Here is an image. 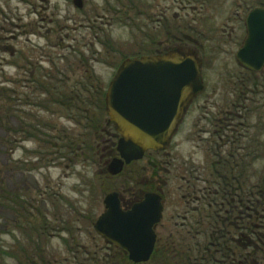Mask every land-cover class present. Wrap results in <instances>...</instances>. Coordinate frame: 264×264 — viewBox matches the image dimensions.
I'll return each instance as SVG.
<instances>
[{
  "label": "rangeland",
  "instance_id": "obj_1",
  "mask_svg": "<svg viewBox=\"0 0 264 264\" xmlns=\"http://www.w3.org/2000/svg\"><path fill=\"white\" fill-rule=\"evenodd\" d=\"M69 1L0 0V114L7 118L8 108H15L19 112L18 118L4 119V123L13 127H18L23 122L28 125L29 116H34V122L43 127L52 140L55 136H63L64 133L68 138L80 140L92 149V152L83 150L79 142V147L75 149L77 152L64 158L56 157L52 155L55 153H51L47 146L37 140L21 141L20 135L14 137L7 132L2 133L14 142L0 155V159L7 164L1 176L6 181V190L14 199L19 200L20 204L17 208L18 214L0 209V248L16 255L20 252V247L40 248L51 264H91L90 255L97 254L99 259H102L105 247L102 239L94 232L93 225L104 211L103 200L108 194L119 191L124 178L111 180L107 179L106 175L99 174V157L104 136L102 130L111 132L110 128L104 126L99 133L95 131L91 134L89 130L84 129L86 123L80 114L74 115L69 109L55 106L49 95L38 88L43 84L55 86L62 95L69 96L70 90L79 89L78 86L86 83L85 66H77L79 57L88 60L94 57L102 61L100 54L95 53L102 51L100 42L103 39L99 42L93 38L92 32L86 30L87 23L83 21V14L70 5ZM235 1L211 2L217 4L213 11L206 5V15L209 18L204 17L199 25L207 35L205 40L200 39L207 48L213 43L209 41V37L214 40L220 36L224 19L233 9ZM90 2L95 5L97 0ZM169 7L171 19L172 13L178 9L171 4ZM85 8L87 12L88 8ZM178 13L182 16L183 11ZM190 17L194 18V15L190 14ZM93 19L96 18L90 16V25L93 24ZM94 24L98 25L97 22ZM188 34L196 36L192 32ZM105 36L109 37L112 44L110 56L114 58V62L107 61L103 65L89 63L104 97L122 59L113 51L121 50L122 54L126 55L130 48H126L125 43L131 42L129 39L135 35L116 28L106 32ZM220 56L222 58L223 55ZM221 58H214L212 63L208 64L203 81L204 90L172 140L168 149L173 165L171 170H174V166L181 169L194 166L200 169L201 177L204 178L210 163L214 161L207 152V145L202 142L208 137L203 132L210 131L204 122V116L207 113L210 115L216 106L227 105L236 100L237 93L240 94V81L228 80L230 74L238 72L235 64L230 59ZM251 97L254 101L249 104L255 106L252 108H261L264 105V87L257 88V93ZM196 104L199 108L195 107ZM105 120L106 117L104 122ZM249 125L247 143L250 154L256 158L249 169L257 177L253 179V182H256L258 175L264 172V130L259 136L258 131L261 130L256 128L258 125H264L263 108L252 114ZM251 142L257 143L258 149L251 147ZM137 165L145 166V163L143 161ZM183 174L182 171L175 170L169 177L162 175V178L168 179V211L164 219V229L158 227L157 237H164L166 233L176 236L175 232L182 222L175 214L181 216L185 210L182 199L185 185L180 180ZM171 215H174L173 219ZM42 223L45 226L43 234L31 229L35 225L38 230ZM22 228L25 230L22 231ZM2 261L3 264H19L16 259L5 256L0 258V262ZM100 264L104 262L101 261Z\"/></svg>",
  "mask_w": 264,
  "mask_h": 264
},
{
  "label": "flooded vegetation",
  "instance_id": "obj_2",
  "mask_svg": "<svg viewBox=\"0 0 264 264\" xmlns=\"http://www.w3.org/2000/svg\"><path fill=\"white\" fill-rule=\"evenodd\" d=\"M41 1L44 2V0ZM211 2L217 3L219 0H171V3L170 0H97L95 5L90 0H70L69 4L83 14V21L89 26L85 25L86 30L92 32L93 38L99 42L103 39L100 42L102 51L95 53L100 54V60L102 61H98L94 57L89 58L90 60L82 56L79 57L77 66H85L86 83L78 86L79 89L70 90V93L74 96L104 95L97 84L98 79L94 78L89 63L90 65L96 63L103 65L107 61L114 62V58L110 56L112 44L109 41V37L105 36V34L116 28L132 32L135 36L129 39L131 42L125 43L126 48H130V50H127L129 52L126 55L122 54L121 50L113 51L114 54L119 55L122 59L119 61L112 79L123 61L142 56L164 55L172 51L193 55L200 64L202 81H204L207 66L212 63V59L221 58L220 55H223L221 59L226 58L223 60L230 59L235 64L238 72L230 74L228 80L235 79L240 81V94L237 93L238 98L229 104L216 106V109L214 108L210 115L208 113L205 114L204 122L207 123L210 131H202L208 135L202 142L212 144V148L209 151L214 161L209 165L208 175L211 176L212 173H215V163L229 159L230 166L228 168L231 179L230 183H228L231 194L229 201L232 204L231 212H237L238 206H247L250 185L255 186V183H257L258 192L263 191L262 177L264 172L262 171L263 173L258 175L257 181L255 182L254 180L253 182V179L257 177L249 169L247 142L249 139L250 117L254 112L257 113L261 108L264 109V105L261 108L259 106L252 108L255 106L249 104L254 101L251 95L257 93V88L260 86L264 87V62L259 69H252L246 63H258V58L264 55V16L261 14L264 13V0H236L233 4V9L224 19L225 23L220 29V36L215 37L214 40L209 37V41L213 43L207 48L200 40L201 38L205 40L207 35L203 33L199 24L204 17L209 18L206 15L207 4L210 7V11L216 8L215 5L217 4L212 3V5ZM76 3L81 4L80 9L76 7ZM169 4L178 9L172 13L171 19H169ZM85 7L88 8L87 12H85ZM179 11H183L182 16L179 15ZM190 14L194 15V18H191ZM90 16L96 18L95 20L93 19L92 25L89 24ZM95 22L98 23L97 26H95ZM211 30L212 28L209 32ZM190 32L196 34V36L192 37L188 34ZM135 37H139V39ZM245 48L244 61H240L238 53ZM224 63H227V61ZM94 82L95 84H93ZM41 91L47 94V91ZM55 92L62 93L58 90ZM200 94L189 105L181 123H183L187 113ZM195 107L199 108V105L196 104ZM105 127L110 128L111 132H106L105 129L102 130V136H104L102 137L103 146L99 157V162L101 163L99 174L101 176L106 175L107 179L111 180L120 177L124 178L119 191L116 192L123 211L129 210L134 203L141 202L147 194H157L160 197L162 218L155 228L156 242L154 251L160 247L162 252L166 254L172 235L166 233L164 237H157V229L165 226L164 219L168 211L166 208L168 204L166 198L168 194V179L162 178V175L169 177L175 170L184 173L181 175L180 180L185 185V194L182 196L185 210L181 216L175 214V217L182 219L179 227L183 226L190 213L196 214L199 211L204 195L211 193V189L208 187V180L202 178L200 169L194 166L182 169L174 166V170H171L173 165L171 164L170 152H168L171 143L165 151H148L142 159L124 165L118 175H110L108 173L110 162L119 157L116 151L118 135L114 131V126L107 124V120H105ZM256 128L261 130L258 131L260 136L262 130H264V125L262 127L258 125ZM143 161L145 166L139 167L137 164ZM201 184L203 186L200 187ZM173 212L174 209H172ZM173 218L174 215H171V219ZM176 226L177 224H175ZM101 239L105 244L104 255L109 256L115 252H121L126 255L122 248L110 244L103 238Z\"/></svg>",
  "mask_w": 264,
  "mask_h": 264
},
{
  "label": "water",
  "instance_id": "obj_3",
  "mask_svg": "<svg viewBox=\"0 0 264 264\" xmlns=\"http://www.w3.org/2000/svg\"><path fill=\"white\" fill-rule=\"evenodd\" d=\"M76 4L80 9L81 4ZM245 53L246 48L239 51L240 61ZM258 60L246 64L259 69L264 55ZM203 89L200 64L193 55L172 51L123 61L104 99L107 124L118 134L119 157L110 162L108 173L118 175L124 165L142 159L147 151H165L189 105ZM103 205L105 210L93 225L95 233L122 248L130 262H148L156 241L155 228L162 218L160 197L147 194L123 211L118 194L111 193Z\"/></svg>",
  "mask_w": 264,
  "mask_h": 264
},
{
  "label": "trees",
  "instance_id": "obj_4",
  "mask_svg": "<svg viewBox=\"0 0 264 264\" xmlns=\"http://www.w3.org/2000/svg\"><path fill=\"white\" fill-rule=\"evenodd\" d=\"M43 85L38 88L47 91L52 104L69 109L68 111L73 112L74 115L80 114L86 123L84 129L89 130L91 134L95 131L99 133L101 127L105 126L104 95L95 97L64 96L56 94L55 86ZM18 113L15 108H8L6 116L8 119L0 114V155L8 145L11 146L14 142V140L7 139L5 134L3 136V132L14 135V137L20 135L21 141L37 140L38 143L47 146L51 153H55L52 155H56V157L64 158L66 155L77 152L75 149L79 147L80 140L68 138L64 133L63 136H55L52 140L44 128L34 122V116H29L28 125L23 122L18 127H13L4 123V119L18 118ZM80 144L83 146V150H90L88 144L82 142ZM206 145L207 152L210 154L209 149L212 148V144L206 143ZM251 145L257 149L259 147L257 143L251 142ZM252 158L254 157L250 154L248 147L249 166L252 161H256V158ZM6 165V162L0 159V209L18 214L19 209L17 208H19L20 202L6 190V181L1 176ZM229 166V159L223 160L215 163V173H212L211 176L208 175L209 170L206 171L203 177L208 180L211 193L204 195L199 211L196 214L190 213L183 226L176 230V236H172L169 240L166 254L159 247L153 252L149 261L143 264H264V176L262 177L263 191L258 192L257 183L255 186L250 185L247 206H238L237 212H231L232 204L229 201L231 194L228 185L231 181ZM44 227V223H42L38 230L35 225L31 229L34 232L41 231L43 234ZM22 229V231L25 230ZM4 256L16 259L19 264H51L40 248L20 247V252L17 255L0 248V258ZM90 256L91 264H100L101 261L104 264H133L121 252L101 256L102 259H99L97 254ZM0 264H3V261Z\"/></svg>",
  "mask_w": 264,
  "mask_h": 264
}]
</instances>
